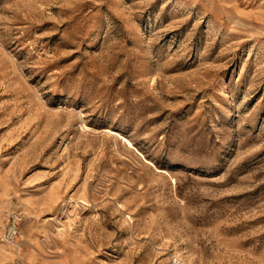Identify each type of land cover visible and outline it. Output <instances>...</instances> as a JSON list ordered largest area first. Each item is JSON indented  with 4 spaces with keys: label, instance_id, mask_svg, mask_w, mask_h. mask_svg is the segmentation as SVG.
I'll list each match as a JSON object with an SVG mask.
<instances>
[{
    "label": "rangeland",
    "instance_id": "1",
    "mask_svg": "<svg viewBox=\"0 0 264 264\" xmlns=\"http://www.w3.org/2000/svg\"><path fill=\"white\" fill-rule=\"evenodd\" d=\"M177 259L264 264V0H0V264Z\"/></svg>",
    "mask_w": 264,
    "mask_h": 264
},
{
    "label": "built area",
    "instance_id": "2",
    "mask_svg": "<svg viewBox=\"0 0 264 264\" xmlns=\"http://www.w3.org/2000/svg\"><path fill=\"white\" fill-rule=\"evenodd\" d=\"M10 226L11 227L9 229V236L14 238L18 234V226L16 219L13 220V223Z\"/></svg>",
    "mask_w": 264,
    "mask_h": 264
},
{
    "label": "bare ground",
    "instance_id": "3",
    "mask_svg": "<svg viewBox=\"0 0 264 264\" xmlns=\"http://www.w3.org/2000/svg\"><path fill=\"white\" fill-rule=\"evenodd\" d=\"M89 94H90V93H89ZM88 96H89V95H88ZM176 262H177V263H179V264H181V261H180V260H178V259L176 260Z\"/></svg>",
    "mask_w": 264,
    "mask_h": 264
}]
</instances>
